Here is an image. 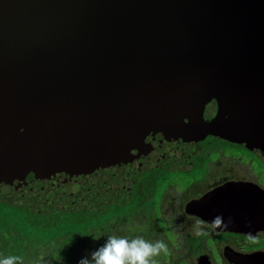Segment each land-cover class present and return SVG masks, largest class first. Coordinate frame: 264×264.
I'll use <instances>...</instances> for the list:
<instances>
[{
    "label": "water",
    "instance_id": "water-1",
    "mask_svg": "<svg viewBox=\"0 0 264 264\" xmlns=\"http://www.w3.org/2000/svg\"><path fill=\"white\" fill-rule=\"evenodd\" d=\"M210 135L264 161V0H0V203L95 210Z\"/></svg>",
    "mask_w": 264,
    "mask_h": 264
},
{
    "label": "flooded vegetation",
    "instance_id": "flooded-vegetation-1",
    "mask_svg": "<svg viewBox=\"0 0 264 264\" xmlns=\"http://www.w3.org/2000/svg\"><path fill=\"white\" fill-rule=\"evenodd\" d=\"M217 108L210 101L205 118ZM95 210L112 215L97 223L95 250L110 235L142 237L167 245L156 264H264V161L239 143L210 135L193 145L187 168H151Z\"/></svg>",
    "mask_w": 264,
    "mask_h": 264
},
{
    "label": "trees",
    "instance_id": "trees-1",
    "mask_svg": "<svg viewBox=\"0 0 264 264\" xmlns=\"http://www.w3.org/2000/svg\"><path fill=\"white\" fill-rule=\"evenodd\" d=\"M19 211L25 213V218L19 215ZM16 213L18 215H14ZM111 216L96 210L38 215L25 208L0 203V258L17 256L22 264H26V259L27 262L33 261L36 254L32 251H41L47 245L40 243L42 240L33 239L29 233L45 229L53 231L51 243L59 246L58 251H65V255L76 257L79 262L88 257L84 251L95 243L97 223L101 219L107 222Z\"/></svg>",
    "mask_w": 264,
    "mask_h": 264
},
{
    "label": "clouds",
    "instance_id": "clouds-1",
    "mask_svg": "<svg viewBox=\"0 0 264 264\" xmlns=\"http://www.w3.org/2000/svg\"><path fill=\"white\" fill-rule=\"evenodd\" d=\"M216 221L214 220L213 223ZM197 232L201 234V221L197 220ZM168 252L162 240L146 241L142 237L131 240L125 237L110 235L106 242L89 257H84L79 264H156L154 257ZM0 264H22L17 256L0 258Z\"/></svg>",
    "mask_w": 264,
    "mask_h": 264
},
{
    "label": "rangeland",
    "instance_id": "rangeland-1",
    "mask_svg": "<svg viewBox=\"0 0 264 264\" xmlns=\"http://www.w3.org/2000/svg\"><path fill=\"white\" fill-rule=\"evenodd\" d=\"M18 213L22 218H25L26 215L24 212L19 211ZM14 215L18 214L16 213ZM53 234V231H47L45 229L35 230L32 233H29V235H31L33 239L35 238L37 240H42L40 243L45 244L47 246L44 247V249L41 251H32V253L36 254L33 258L34 260L27 262L26 259V264H79L78 259H76V257H68L67 255H65V251H58V245L51 243ZM87 248L88 250L84 252L85 255L90 258V254L95 251V245L90 244Z\"/></svg>",
    "mask_w": 264,
    "mask_h": 264
}]
</instances>
